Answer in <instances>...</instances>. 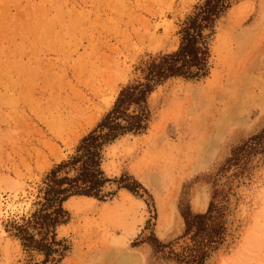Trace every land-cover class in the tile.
<instances>
[{"label": "rangeland", "instance_id": "rangeland-1", "mask_svg": "<svg viewBox=\"0 0 264 264\" xmlns=\"http://www.w3.org/2000/svg\"><path fill=\"white\" fill-rule=\"evenodd\" d=\"M203 1L0 0V264L44 260L25 250L17 226L41 208L47 175L76 153L121 89L142 79L141 67L179 48L182 24ZM210 43L208 75L159 85L148 128L105 148L103 169L114 180L105 191L115 193L94 206L73 196L64 203L63 255L47 264H181L194 244L182 210L205 213L215 190L226 233L203 264H264V140L228 162L264 130V0H231ZM108 66L116 74L96 97L89 92ZM75 105L99 119L66 125ZM123 176L143 186L131 202L119 189Z\"/></svg>", "mask_w": 264, "mask_h": 264}, {"label": "trees", "instance_id": "trees-1", "mask_svg": "<svg viewBox=\"0 0 264 264\" xmlns=\"http://www.w3.org/2000/svg\"><path fill=\"white\" fill-rule=\"evenodd\" d=\"M230 6L231 0H204L197 5L182 24L179 48L153 57L141 67L142 79L123 87L111 110L80 140L76 153L50 171L45 180L41 208L25 224L17 226V236L25 250L37 251L45 258L42 262L30 260L25 264H47L56 260L55 254L63 255L60 247L63 242L57 239V227L66 222L68 212L64 203L69 198L90 196L105 200L115 193L105 191L114 181L103 169L105 148L121 136L140 134L148 128V100L159 85L173 77L201 79L208 75L212 55L210 39L216 32L218 20ZM263 140L264 130L236 147L228 162L239 164L243 158L257 152ZM86 166L87 174L84 172ZM65 169L66 174L61 176ZM70 172L73 175H69ZM128 179L131 178L123 176L117 181L119 189L139 194V188L143 186L136 180L130 183ZM218 194V190L213 191L205 213L182 210L186 224L184 236L194 244L190 255L181 260V264H203L210 252L222 243L226 233L225 208L216 202Z\"/></svg>", "mask_w": 264, "mask_h": 264}, {"label": "bare ground", "instance_id": "bare-ground-1", "mask_svg": "<svg viewBox=\"0 0 264 264\" xmlns=\"http://www.w3.org/2000/svg\"><path fill=\"white\" fill-rule=\"evenodd\" d=\"M178 46L174 47L173 50H176ZM172 51V50H171ZM114 66V65H113ZM116 74V69H113L111 66H108L107 68H103L101 71H100V75H99V78L97 79V82L94 84V86L92 87V89L89 87V89H91L92 91L89 92V93H92V95L96 96V97H99L101 94H102V91L104 92L106 89L103 87L104 86V83L103 82H108V79L112 76ZM94 83V82H93ZM92 83V84H93ZM109 84V83H108ZM190 88L192 86H189ZM113 89V88H112ZM111 89V90H112ZM119 89L120 87H116L113 89L112 91V98L110 99V102L108 103V107L111 106V101H114L116 99V95H118L119 93ZM85 91V90H84ZM109 92V91H108ZM155 92H153L152 95H154ZM89 95V94H88ZM82 96V95H81ZM95 97V98H96ZM104 98V97H103ZM76 99V98H75ZM91 99V98H90ZM89 99V100H90ZM80 100V99H79ZM88 100V101H89ZM105 101V100H103ZM85 102L84 100V96H82V99L80 100V104ZM77 104V105H78ZM77 105H75L73 109L69 110V111H64V118L66 119V125H75L76 123H80L82 124L83 122L85 123H88L90 124L91 126L99 119V115L97 114L98 111H89V108H83L82 106L81 107H78ZM87 105V104H86ZM99 105V104H97ZM71 107V106H70ZM94 107V106H93ZM98 110V109H97ZM105 167V165L103 166ZM177 191L178 189H175L172 191V193L170 194V196L168 197L167 199V202L168 203H172L173 199L175 198V196L177 195ZM125 197V201H133L135 200L134 198V195L130 192V190H124L123 193H122ZM122 195V196H123ZM72 200H75L76 199H79V202L80 203H84L86 205H89V206H94L95 202L98 201L96 198L94 197H90V196H73L71 198ZM124 201V200H123ZM68 203V201L65 202V204ZM126 203V202H125ZM72 204V202H71ZM77 204V203H76ZM159 205H160V221H161V225L160 227L162 228L164 223H163V220H166L167 221V214H166V210L164 208V205H162V201H159ZM69 206V205H68ZM108 205H103L101 207V210H105V208L107 207ZM195 206V205H194ZM201 206H204L205 205H201ZM199 207V205H198ZM169 222H167V225H168Z\"/></svg>", "mask_w": 264, "mask_h": 264}, {"label": "snow or ice", "instance_id": "snow-or-ice-1", "mask_svg": "<svg viewBox=\"0 0 264 264\" xmlns=\"http://www.w3.org/2000/svg\"><path fill=\"white\" fill-rule=\"evenodd\" d=\"M87 171H88V169H87V166H86L85 169H84L85 174H87ZM89 179H91V177H89Z\"/></svg>", "mask_w": 264, "mask_h": 264}]
</instances>
